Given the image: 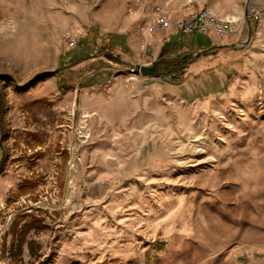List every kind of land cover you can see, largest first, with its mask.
Wrapping results in <instances>:
<instances>
[{"label": "rangeland", "instance_id": "1", "mask_svg": "<svg viewBox=\"0 0 264 264\" xmlns=\"http://www.w3.org/2000/svg\"><path fill=\"white\" fill-rule=\"evenodd\" d=\"M183 2L0 0V264L107 260L86 244L96 210L107 229L115 227V249L137 247L115 253V264H152L156 256L141 253L153 244L147 215L181 212L206 236L215 186L243 213L264 203V23L257 29L252 21V38L239 43L240 52L198 75L175 65L164 76L136 72L133 52L115 39V29L143 24L150 7L168 17ZM195 51L187 50L189 62ZM230 87L226 108L212 91ZM112 102L115 128L97 112ZM31 215L45 227L26 236L35 254L24 244L12 260L10 224ZM251 238L264 243V235Z\"/></svg>", "mask_w": 264, "mask_h": 264}, {"label": "crops", "instance_id": "2", "mask_svg": "<svg viewBox=\"0 0 264 264\" xmlns=\"http://www.w3.org/2000/svg\"><path fill=\"white\" fill-rule=\"evenodd\" d=\"M187 1L177 5L178 9L169 12V19L178 20L194 11L206 8L217 19L238 20V33L233 37H220L213 33H206L204 40L189 41L187 36L176 33L172 27L148 32L143 27L146 24L147 9L143 14V24L138 23L130 29L126 27L115 29V39L125 40L127 48L133 52L135 59L133 63L152 65L161 57L163 48L174 46V49H177L179 42L184 39L185 43L181 49L176 51L169 48V54L166 53V55L168 58H177V56L188 55L186 52L189 49H196L192 54L198 55L187 64L186 72L193 75L202 74L218 66L219 62L225 60V56H234L239 53L242 47L239 43L245 37L252 38L253 28L257 26V29H260L264 23L261 18L262 13L264 14V3L261 0H191V3ZM252 21L257 25L253 27ZM244 27L249 28L246 35H242ZM211 74L213 73H210L208 77ZM245 92L241 91L240 94ZM212 93L222 94L216 100L223 101L226 107L232 100L228 94L235 93V88L230 87L229 90L224 91L218 88ZM111 94L114 99L115 87ZM97 112L106 120V125L115 128V102L98 105ZM112 140H114L113 137ZM213 190L211 196L214 207L213 218L208 223L206 236L196 232L193 224L184 223L181 212L166 214L159 219L147 215L144 225L148 228L149 238H146L152 240L153 244L146 245L141 253L155 255L156 258L153 259L152 264H264L263 240L254 241L251 238L253 235L263 238L264 203L257 201L254 205H246L245 213H243L244 207L241 203L229 200L227 193L218 191L216 186ZM96 211L97 214L88 221L91 225L88 226L85 236L86 244L88 242L94 244V247L101 248L99 253L107 260L99 259L93 264H115V253H135L137 248L135 245V247H123L126 251L115 249V227L107 229L105 225L107 220L98 210ZM127 235L130 239L134 237L131 231H128ZM127 264L133 263L129 260ZM134 264L146 263L143 258V262L138 260Z\"/></svg>", "mask_w": 264, "mask_h": 264}, {"label": "built area", "instance_id": "3", "mask_svg": "<svg viewBox=\"0 0 264 264\" xmlns=\"http://www.w3.org/2000/svg\"><path fill=\"white\" fill-rule=\"evenodd\" d=\"M187 3H191V0H188ZM145 22L146 24L143 26L145 31L153 32L172 27L176 33L184 36L213 33L222 37L235 34L238 29V20L217 19L206 8L194 11L181 19L173 21L165 15L163 8L159 6L150 7L146 11ZM67 40L70 46L76 44L73 39L68 38Z\"/></svg>", "mask_w": 264, "mask_h": 264}, {"label": "trees", "instance_id": "4", "mask_svg": "<svg viewBox=\"0 0 264 264\" xmlns=\"http://www.w3.org/2000/svg\"><path fill=\"white\" fill-rule=\"evenodd\" d=\"M77 44L79 48L81 49L84 48V46L82 45L83 44L82 41H79V43ZM164 50L165 48H163L162 53H164ZM107 58L110 59L114 58L116 60V58L110 54H107ZM188 62H189V58H183L180 61V63L176 65V67L179 69H181L182 67H186ZM3 112H4L3 106L1 104L0 117L3 115ZM1 126L2 128H4L2 123ZM25 216H29V215H25ZM43 228L45 227L42 225L41 220L36 219L32 215L30 216V219L24 221L23 223H20L19 219L17 218L13 219L9 227V232H11V234L15 239V243L12 245L10 249V255L12 257V260H17L21 256L24 244L27 245L28 251L31 255L35 254V249L33 248L34 243L32 241H27L26 236L32 229H43Z\"/></svg>", "mask_w": 264, "mask_h": 264}, {"label": "water", "instance_id": "5", "mask_svg": "<svg viewBox=\"0 0 264 264\" xmlns=\"http://www.w3.org/2000/svg\"><path fill=\"white\" fill-rule=\"evenodd\" d=\"M183 58H189V55H184L178 59H170L168 57H161L155 61L152 65H136V72L148 76H164L165 73L171 74L172 66H176ZM162 67H168L166 71L162 70Z\"/></svg>", "mask_w": 264, "mask_h": 264}, {"label": "bare ground", "instance_id": "6", "mask_svg": "<svg viewBox=\"0 0 264 264\" xmlns=\"http://www.w3.org/2000/svg\"><path fill=\"white\" fill-rule=\"evenodd\" d=\"M81 137H84V136H81ZM82 141H83V142H86V138H83ZM71 168L73 169L74 167L72 166Z\"/></svg>", "mask_w": 264, "mask_h": 264}]
</instances>
